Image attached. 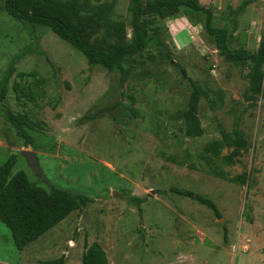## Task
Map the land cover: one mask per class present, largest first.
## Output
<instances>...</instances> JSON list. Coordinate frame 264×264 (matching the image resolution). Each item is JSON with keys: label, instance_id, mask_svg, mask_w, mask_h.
I'll return each mask as SVG.
<instances>
[{"label": "rangeland", "instance_id": "374dc122", "mask_svg": "<svg viewBox=\"0 0 264 264\" xmlns=\"http://www.w3.org/2000/svg\"><path fill=\"white\" fill-rule=\"evenodd\" d=\"M145 1L115 0L113 18L128 26L130 3ZM197 1L212 5L215 29H230L220 19L237 12L231 48L258 49L264 0ZM203 24L204 15L184 12L157 21L148 48L109 72L48 28L15 21L0 2V88L6 111L26 115L34 145L24 146L0 110V165L15 155L12 175L91 200L22 251L0 222V264H81L93 243L108 264H264V99L251 94L248 68L227 63ZM180 67L222 93L220 108L200 102L197 139L183 133L190 88ZM222 131L244 148L223 145ZM24 151L35 153L39 176ZM171 189L211 200L220 217Z\"/></svg>", "mask_w": 264, "mask_h": 264}, {"label": "trees", "instance_id": "16d2710c", "mask_svg": "<svg viewBox=\"0 0 264 264\" xmlns=\"http://www.w3.org/2000/svg\"><path fill=\"white\" fill-rule=\"evenodd\" d=\"M4 12L20 23L31 27L48 28L61 41L78 51L90 67L99 66L112 72H122L127 59L145 51L157 33L152 28L157 21L173 19L181 12L191 15H204V29L211 43L224 60L236 66L248 68L251 94L262 95L264 78V37L254 52L234 50L231 40L235 29V15L229 14L220 19L226 27L212 28V5L201 6L197 0H146L140 7L133 2L128 7V26L113 18L115 0L93 4L91 0H0ZM243 2L240 10L246 6ZM239 10V11H240ZM127 29L131 35L128 38ZM158 45L161 46L160 41ZM182 77L190 88L187 107L182 114L183 133L186 138L197 139L204 131L198 116L200 102L205 100L214 110L221 107L222 93L204 84L193 81L183 68ZM6 86L0 88L2 116L16 131L24 146L33 147V140L27 133V117L6 111ZM216 99H213V96ZM253 97V96H252ZM219 104H218V103ZM236 133V132H235ZM222 144L235 148V153L244 148L227 133L221 132ZM34 148V147H33ZM214 150V149H213ZM17 157L11 155L0 165V222L9 230L14 246L22 251L36 242L49 230L67 219L72 213L85 209L91 200L83 195L51 187L49 190L31 184L25 173L12 175ZM173 194L192 199L197 204L220 217L215 204L202 196L182 189H171ZM132 201H134L132 199ZM140 202V201H137ZM139 204V203H137ZM226 240V236H224ZM41 264H64L62 257ZM81 264H108L103 249L96 243L87 246Z\"/></svg>", "mask_w": 264, "mask_h": 264}, {"label": "water", "instance_id": "95a60500", "mask_svg": "<svg viewBox=\"0 0 264 264\" xmlns=\"http://www.w3.org/2000/svg\"><path fill=\"white\" fill-rule=\"evenodd\" d=\"M23 158L25 159L28 167L30 168V170H32V172L36 175L39 176V169H38V163H37V159H36V155L34 152L31 151H24L22 153ZM113 197H119L116 193H113Z\"/></svg>", "mask_w": 264, "mask_h": 264}]
</instances>
